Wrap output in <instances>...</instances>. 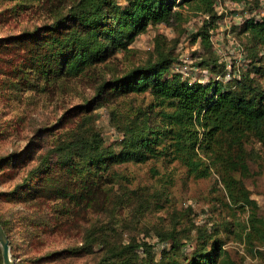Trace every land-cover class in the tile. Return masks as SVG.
<instances>
[{"label":"rangeland","instance_id":"374dc122","mask_svg":"<svg viewBox=\"0 0 264 264\" xmlns=\"http://www.w3.org/2000/svg\"><path fill=\"white\" fill-rule=\"evenodd\" d=\"M74 1L0 0V218L13 263L165 264L173 256L168 239L173 233L182 243L180 257L209 250L216 239L226 251V263L264 264V244L246 239L251 208L237 196L230 198L214 167L198 176L169 155L106 159L92 166L78 148L54 149L73 137L97 133L104 151L118 150L122 133L117 125L147 109L148 92L103 99L92 110L83 106L93 100L101 81L154 61L156 37L159 50L179 58L170 75L180 72L188 84L197 79L206 83L210 76L221 82L220 75L197 64L207 53L191 33L204 16L186 6L182 24L148 23L125 49L78 75L42 73L32 53L35 41L25 32L53 21ZM215 6L220 16L208 30L212 48L238 73L249 62L239 54L237 43L243 46L247 40L239 26L255 8L233 0H216ZM43 34L36 36L42 39ZM245 148L247 175L235 176L264 220V149L253 138ZM46 155L50 162L42 166ZM38 168L43 169L41 178L34 176ZM142 242L150 245L148 251L145 244L132 247ZM66 248L73 251L60 252ZM106 254L110 257L102 261Z\"/></svg>","mask_w":264,"mask_h":264},{"label":"trees","instance_id":"16d2710c","mask_svg":"<svg viewBox=\"0 0 264 264\" xmlns=\"http://www.w3.org/2000/svg\"><path fill=\"white\" fill-rule=\"evenodd\" d=\"M233 1L249 2L253 8L262 10L244 18L239 26V33L247 39L243 48L249 62L244 70H238L221 82L210 76L206 83L195 80L188 84L180 72L169 74L170 66L179 58L159 50L156 37L158 57L154 61L101 81L95 88L93 100L83 106L84 110H92L103 99L148 92L151 100L147 109L121 126L117 125L122 133L118 150L104 151L103 138L97 133L73 137L54 149L78 148L92 166L105 163L106 159L144 161L169 155L198 176L206 175L214 167L230 198L237 196L251 208L248 243L263 245L264 220L257 216L256 200L250 197L249 190L235 173L247 175L245 143L248 140H257L264 149V0ZM175 3L176 0H75L64 14L25 33L35 41L32 53L42 73L78 75L116 49H125L148 23L182 24L186 14L181 9L186 6L208 15L191 33L193 42L199 37L207 53L197 64L208 68L211 75L224 76L226 62L213 50L208 31L220 16L215 10L216 0H180L177 9ZM39 31L44 33L42 39L36 36ZM49 162L46 155L41 164L47 166ZM42 172L43 169L38 168L34 176L41 175V178ZM27 193L31 194L32 190H26ZM0 224L7 234L1 218ZM168 239L173 256L165 264H228L223 258L226 251L216 239L209 250L195 249L185 257H180L182 243L173 233ZM143 244L148 251L150 245L146 242L135 243L132 247L139 248ZM70 251L72 248L60 250L61 253ZM106 255L102 261L110 257ZM2 261L0 254V264Z\"/></svg>","mask_w":264,"mask_h":264},{"label":"water","instance_id":"95a60500","mask_svg":"<svg viewBox=\"0 0 264 264\" xmlns=\"http://www.w3.org/2000/svg\"><path fill=\"white\" fill-rule=\"evenodd\" d=\"M0 247H1L3 264H14L10 254L9 240L1 224H0Z\"/></svg>","mask_w":264,"mask_h":264},{"label":"built area","instance_id":"2783aa9c","mask_svg":"<svg viewBox=\"0 0 264 264\" xmlns=\"http://www.w3.org/2000/svg\"><path fill=\"white\" fill-rule=\"evenodd\" d=\"M216 7V6H215ZM219 13V12H218ZM252 14H256V9L255 10H253L252 12H250V14L248 15V16H250V15H252ZM204 17H208V15H203ZM237 46L240 48V50H239V54L240 55H244L245 56V51H244V48H243V46L238 42L237 43ZM238 71V70H237ZM236 74V70L233 68V66H232V64H229V63H226V71H225V73H224V76H218L219 78H220V80H226V79H229V78H231L233 75H235ZM200 79V78H199ZM198 80V79H197ZM198 81H200V80H198ZM189 82V81H188ZM190 83V82H189Z\"/></svg>","mask_w":264,"mask_h":264}]
</instances>
